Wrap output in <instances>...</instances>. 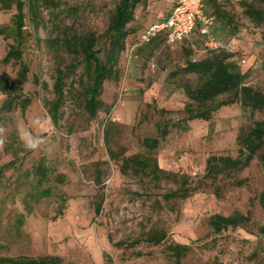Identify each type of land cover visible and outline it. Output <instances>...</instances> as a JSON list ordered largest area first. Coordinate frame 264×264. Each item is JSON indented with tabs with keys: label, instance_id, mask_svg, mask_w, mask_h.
I'll use <instances>...</instances> for the list:
<instances>
[{
	"label": "rangeland",
	"instance_id": "rangeland-1",
	"mask_svg": "<svg viewBox=\"0 0 264 264\" xmlns=\"http://www.w3.org/2000/svg\"><path fill=\"white\" fill-rule=\"evenodd\" d=\"M117 1L54 0L40 5L37 28L28 20L26 29L32 35L22 46L27 64L24 94L33 101L25 113L17 107L0 114L5 128L0 134V259L59 256L64 264H264V236L257 233L264 225L261 153L244 171L207 177L209 160L236 158L240 137L264 120V113L236 103L223 106L209 121L185 124L190 102L185 87L199 83L197 74L182 71L188 61L187 43L172 46L156 40L139 48L136 59L130 56L140 34L165 18L174 0H142L137 5L129 25L135 32L118 65L120 78L105 83L98 115L88 114L86 63L82 55L68 51L65 38L76 31L103 34ZM215 1L212 7L205 0L206 12L216 17L213 33L235 39L248 59L246 67H237L248 74L247 84L264 89V19L255 21L246 12L249 5L264 10V4ZM15 13V5H0V28L11 27ZM195 39L200 42L198 32ZM13 42L0 35V76L17 79L20 64L3 63ZM60 69L65 73V96L54 122L47 101L55 98ZM229 98L221 96L216 103ZM5 99L0 92V106ZM194 108L201 109L197 104ZM37 119L44 129L32 127ZM165 123L171 125L170 134L158 148L145 147L143 140L160 137ZM21 129L43 137L42 149L26 150L18 138ZM127 157L152 158L162 169L188 177L192 195L167 200L165 195L181 188V180L158 179L150 171L125 173L122 164ZM41 161L49 169V180L39 185L36 167ZM240 180L245 184L237 185ZM47 188L49 196L41 197ZM236 213L250 215L252 221L243 228L214 232L209 223L213 215ZM157 231L167 235L159 245L148 240ZM172 243L190 247L180 262L168 249Z\"/></svg>",
	"mask_w": 264,
	"mask_h": 264
},
{
	"label": "trees",
	"instance_id": "trees-1",
	"mask_svg": "<svg viewBox=\"0 0 264 264\" xmlns=\"http://www.w3.org/2000/svg\"><path fill=\"white\" fill-rule=\"evenodd\" d=\"M53 1L0 0V5L3 9L9 8L11 5H15L16 8L12 26L0 28V35L14 41L10 44L3 63L8 64L11 61H15L20 64L17 79H13L10 76H0V92L6 96L5 101L0 106V114L12 112L17 107H20L22 112L25 113L32 104V97L24 94V84L27 82V64L24 62V49L22 46L27 35H32L26 29L28 20L30 24L37 28L40 23L38 13L40 5ZM256 1L264 4V0ZM141 2L142 0H118L111 15L109 26L103 34L96 32L80 34L76 31L71 38L67 36L65 38V45L68 51L82 55L86 63L85 107L91 118H95L102 107L103 100L101 96L105 83L120 78V70L118 69L120 57L127 49L129 36L135 32L129 25L135 20V9ZM208 2L212 7L216 6L215 0H208ZM246 12L255 21L260 22L264 19V10L257 9L253 5H249ZM156 40L164 39L157 38L145 45H149ZM186 53L188 61L182 71L187 74H197L199 83L195 87L190 85L185 87V94L190 101L185 108V112L188 114L185 124L188 121L197 119L209 121L213 114L223 106L236 103H240L243 108L251 112L264 113V89H258L247 84L248 74L240 71L235 64L228 62L229 55L227 53L213 51L204 54L203 58L198 59L197 57L202 55H195L188 43ZM75 67L73 66V68ZM34 82L37 83L38 79L36 78ZM64 86L65 73L60 69L58 70L55 84V98L47 101L49 112L54 122L58 120V113L64 100ZM224 95H228L230 98L216 103L218 98ZM195 104L201 109L197 111L194 108ZM170 126L169 123L160 125V137H147L143 140V145L149 149L158 148L161 141L170 134ZM182 127L184 128L185 126L183 125ZM240 143L241 148L236 158L226 156L213 157L209 160L207 167L208 178L215 179L221 174L231 175L235 172L244 171L251 166L259 153H261L260 160L264 168V120L256 121L254 126L240 137ZM130 169L136 173L150 171L158 179L165 177L173 178L177 182L181 180V188L165 195L167 200L177 197L188 198L194 191L189 184L188 177L162 169L157 161L152 158L145 160L138 157L124 158L122 170L127 173ZM36 173L39 177V185L49 180V169L44 162L41 161L39 166L36 167ZM244 184L245 180L237 182L239 186ZM49 192L50 188L43 190L41 197L49 196ZM261 202L264 207V192L261 195ZM99 212L100 208L98 207L97 213ZM251 221L250 215L245 216L236 213L231 216L213 215L209 223L214 232L220 234L229 229L243 228L250 224ZM257 233L260 236H264V225L258 228ZM166 237L167 235L164 231H157L149 234L148 240L159 245L166 240ZM168 249L172 252L177 262H180L190 247L185 244L172 243L169 244ZM0 262L3 264H64V260L59 256L2 258Z\"/></svg>",
	"mask_w": 264,
	"mask_h": 264
},
{
	"label": "built area",
	"instance_id": "built-area-1",
	"mask_svg": "<svg viewBox=\"0 0 264 264\" xmlns=\"http://www.w3.org/2000/svg\"><path fill=\"white\" fill-rule=\"evenodd\" d=\"M216 17L205 10V0H174L169 14L149 25L132 46L131 58H137V50L157 38H163L169 45L190 44L195 55L209 52H225L229 55L228 62L240 69L248 65L247 57L240 54L235 39L224 40L213 33ZM199 33L200 42L195 39Z\"/></svg>",
	"mask_w": 264,
	"mask_h": 264
},
{
	"label": "clouds",
	"instance_id": "clouds-1",
	"mask_svg": "<svg viewBox=\"0 0 264 264\" xmlns=\"http://www.w3.org/2000/svg\"><path fill=\"white\" fill-rule=\"evenodd\" d=\"M31 124L34 128L44 129V124L39 119L32 121ZM4 132L5 128L3 126H0V134H3ZM18 138L25 149L29 151L41 150L42 146L45 144V139L43 137L34 135L33 132L28 129L19 130ZM3 143L4 141L0 139V145H2Z\"/></svg>",
	"mask_w": 264,
	"mask_h": 264
},
{
	"label": "crops",
	"instance_id": "crops-1",
	"mask_svg": "<svg viewBox=\"0 0 264 264\" xmlns=\"http://www.w3.org/2000/svg\"><path fill=\"white\" fill-rule=\"evenodd\" d=\"M169 14V13H168Z\"/></svg>",
	"mask_w": 264,
	"mask_h": 264
}]
</instances>
